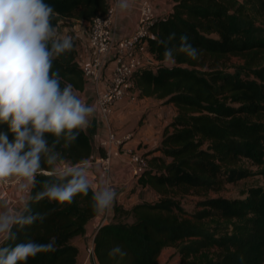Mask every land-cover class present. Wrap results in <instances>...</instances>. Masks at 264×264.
I'll return each instance as SVG.
<instances>
[{"label":"trees","instance_id":"trees-1","mask_svg":"<svg viewBox=\"0 0 264 264\" xmlns=\"http://www.w3.org/2000/svg\"><path fill=\"white\" fill-rule=\"evenodd\" d=\"M172 1L171 10L150 25L146 40L147 51L158 63L131 76V89L139 97L175 107L159 145L152 149L157 154L147 157L148 166L137 177L157 198L128 209L115 203L112 220L94 232V255L98 264H158L161 250L171 246L178 264H264V183L245 186L235 197L221 194L227 184L257 174L264 177V0ZM45 3L54 9V27L66 20L89 21L108 6V0ZM171 33L176 39L168 46H178L179 37L187 33L202 49L199 60L177 54L175 64L166 67L160 40ZM53 70H59L61 87L70 83L77 92L83 88L75 43L71 52L53 61ZM0 132L14 139L6 124H0ZM48 139L51 144L53 138ZM57 150L70 163L86 160L94 151L85 131L70 147ZM97 151L102 154L99 147ZM42 171H50L49 166L42 163L32 196L44 181L57 180ZM188 196L197 198L192 211L182 206ZM91 204V190L71 205L32 202L34 213L50 215L0 246L29 239L47 243L55 237V252L40 253L27 264H77L78 248L71 238L85 233L95 216ZM116 245L127 252L122 259L108 255Z\"/></svg>","mask_w":264,"mask_h":264},{"label":"clouds","instance_id":"clouds-1","mask_svg":"<svg viewBox=\"0 0 264 264\" xmlns=\"http://www.w3.org/2000/svg\"><path fill=\"white\" fill-rule=\"evenodd\" d=\"M116 7L127 12L130 0H118ZM54 17L53 7L45 0H0V124H6L14 135L10 141L6 132H0V185L15 179L17 191L28 193L22 196L23 206L19 209L0 202L2 241H16L25 226L44 223L50 212L34 213L32 202L47 199L71 205L78 195L87 196L91 190L92 212L104 217L118 199L111 187H93L86 164L59 167L64 156L58 146L70 147L91 126L96 107L86 103L72 84L61 87L59 70H53V61L74 48L71 36H59L52 23ZM175 39L176 34L171 33L160 40L165 45L166 67L175 64L177 54L199 60L202 49L190 42L187 33L179 37L178 46H168ZM49 136L53 138L51 144ZM42 163L49 166L48 174L57 180L44 181L42 189L32 196ZM56 248L55 237L47 243L29 239L14 246H0V264H27L29 258L55 252ZM108 255L122 259L127 252L116 245Z\"/></svg>","mask_w":264,"mask_h":264},{"label":"crops","instance_id":"crops-1","mask_svg":"<svg viewBox=\"0 0 264 264\" xmlns=\"http://www.w3.org/2000/svg\"><path fill=\"white\" fill-rule=\"evenodd\" d=\"M109 1V0H108ZM141 0H130L131 7L127 12H121L116 9V22L114 25V33L116 37H124L130 33L134 28L137 20V4ZM153 9L159 16H165L172 8V0H150ZM70 24V23H69ZM58 24L56 27H59ZM88 21L74 19L71 24L62 29L63 33L58 31L60 37L71 36L75 43L76 59L78 63L84 61L89 54V49L85 44L87 34ZM67 33V34H66ZM144 53V52H143ZM145 55V54H144ZM103 78L108 79L110 66L106 67ZM104 82L95 86L93 84L84 85L77 93L89 105H95V92L103 88ZM169 105L173 109V113L168 116L164 109ZM175 114V107L173 104H162L160 100L152 97H139L137 92L130 89L125 96L116 105L111 115V128L121 135L125 132H131L132 138L125 141L116 151H113L111 157V167L109 171L108 182L106 183L103 174L98 168V165L92 163L95 156L99 155L98 139L103 135L105 126L101 122L98 115L97 107L96 113L91 121V126L87 128L85 133L88 135L90 143L93 147V155L84 160L83 164L89 169V179L92 181L93 187L108 186L117 191L118 199L116 204L128 209L132 205L142 201H152L157 198V194L147 186H141L137 180L132 178L129 167L126 163L129 150L141 152L147 157L157 154L152 152V149L159 145L162 130L164 126L171 120ZM28 193H20L17 191V183L8 189L0 187V202L6 203L10 208H22V196H27ZM113 209L103 217L95 215L91 218L85 226V233L79 234L71 238V243L78 248L77 264L81 263L85 256L86 250L93 247V237L96 229L103 223H108L112 220ZM2 240H0L1 243ZM176 262H179L178 255ZM98 264L95 255L90 258L89 263Z\"/></svg>","mask_w":264,"mask_h":264},{"label":"built area","instance_id":"built-area-1","mask_svg":"<svg viewBox=\"0 0 264 264\" xmlns=\"http://www.w3.org/2000/svg\"><path fill=\"white\" fill-rule=\"evenodd\" d=\"M118 0H109L106 12L103 15L92 17L88 21L85 44L89 49L88 57L79 63L84 77V85L95 86L104 82V72L110 66L108 79L101 90L95 92V103L101 122L105 130L98 139V147L101 153L94 157L92 163L98 165L105 182H108L111 167V157L125 141L132 138L131 132L118 135L112 128L110 118L115 105L122 100L132 87V74L144 66H154L158 61L154 60L147 51L146 40L150 33V25L159 17L150 0H141L137 4V20L134 28L124 37H116L114 25L116 22V5ZM144 52V53H143ZM145 54V55H144ZM84 161V160H83ZM81 161V162H83ZM63 160L59 167L79 164ZM132 178L137 177L147 168V156L141 152L129 150L126 161ZM48 174L49 171H42ZM15 179L0 185L2 189H8L16 184ZM105 220V216L102 221ZM93 247L90 246L80 264L89 263L93 258Z\"/></svg>","mask_w":264,"mask_h":264},{"label":"rangeland","instance_id":"rangeland-1","mask_svg":"<svg viewBox=\"0 0 264 264\" xmlns=\"http://www.w3.org/2000/svg\"><path fill=\"white\" fill-rule=\"evenodd\" d=\"M71 24V20L63 21L59 25V27H56L57 30L61 33H63L62 29L66 28L67 25ZM67 34V33H66ZM232 61H237L235 58L231 59ZM165 113L170 116V114L173 113V109L171 106L167 105L164 109ZM245 165L254 171L256 169L255 166L251 165L250 163L244 162ZM264 183V177L261 175H253L250 177H247L245 179L238 180L236 183H230L227 184L224 189L222 190L221 194L227 197H235L238 196V192L241 188L251 185V184H262ZM196 197H185L182 200V206L187 211H192L194 209V201L196 200ZM177 254L174 252V249L171 246L165 247L161 250L159 257H158V264H178L179 262H176Z\"/></svg>","mask_w":264,"mask_h":264}]
</instances>
